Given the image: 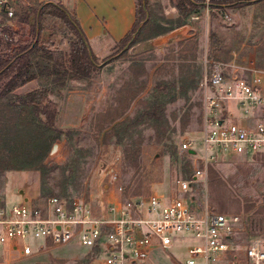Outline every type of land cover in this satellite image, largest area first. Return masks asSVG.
<instances>
[{"label":"rangeland","instance_id":"374dc122","mask_svg":"<svg viewBox=\"0 0 264 264\" xmlns=\"http://www.w3.org/2000/svg\"><path fill=\"white\" fill-rule=\"evenodd\" d=\"M4 1L0 26L12 23L14 38L26 35L28 25L13 22L12 16L31 1ZM140 1L139 23L144 26L137 37L123 45L103 39L95 43L92 50L100 65L90 76L67 78L57 85L45 69L49 60L34 53L33 84L0 97V198L7 205L22 198L21 189L39 200L53 194L81 196L99 211L109 187L121 197L154 190L169 194L176 189L177 177H187L196 163L201 165L180 149L179 141L189 136L196 140L197 151L201 147L205 58L229 60L232 51L242 56L257 48L264 40V0H246L238 6H211L204 0L186 14L176 8L177 0ZM41 25L42 46L54 53L70 49L73 34L61 19L45 14ZM182 25L187 27L181 33L153 44L156 36ZM256 55L262 64L264 49L258 48ZM33 90L57 103L53 126L19 100ZM255 115L264 121V107ZM206 171L209 204L217 211L241 215L243 229L233 242L241 246L254 238L264 242V152L224 155L208 163ZM201 193L198 187L196 196ZM186 245L180 241L157 249L149 262L186 264ZM56 247L51 264L98 262L84 246Z\"/></svg>","mask_w":264,"mask_h":264},{"label":"built area","instance_id":"2783aa9c","mask_svg":"<svg viewBox=\"0 0 264 264\" xmlns=\"http://www.w3.org/2000/svg\"><path fill=\"white\" fill-rule=\"evenodd\" d=\"M257 57L205 58L201 147L197 151L196 140L189 136L179 141L180 149L201 165L196 163L187 177H177L175 190L121 197L109 187L99 211L81 196L53 194L9 205L0 198V244L29 255L31 240L41 238L84 246L95 254L97 264H150L155 250L182 241L187 244L186 264H264V242L258 238L246 246L233 242L243 229L241 215L215 210L206 194L208 163L224 155L264 152V121L239 122L226 114L229 100L252 111L263 105L264 56L262 64ZM198 187L201 196H196Z\"/></svg>","mask_w":264,"mask_h":264},{"label":"trees","instance_id":"16d2710c","mask_svg":"<svg viewBox=\"0 0 264 264\" xmlns=\"http://www.w3.org/2000/svg\"><path fill=\"white\" fill-rule=\"evenodd\" d=\"M28 8L22 12H14L12 20L28 25V33L14 38L15 30L11 24L0 26V97H6L17 85L36 76L30 70L32 55L39 54L49 60V65L45 67L52 75V80L57 85H63L66 79H81L90 76L96 70L100 62L97 55L91 50L89 40L84 34L74 12L69 11L61 2L55 0H30ZM137 1L136 19L132 28L116 42L121 45L133 42L139 30L144 24L139 23L138 14L143 11L140 0ZM246 0H209L211 6H224L234 4L242 5ZM203 4L204 0H177L176 8L183 14ZM142 10V11H141ZM143 13V12H142ZM45 14L61 19L73 34L70 41V49L65 52L54 53L50 49L39 43L38 37L42 29L41 19ZM33 15V21L30 16ZM140 28L138 29V27ZM134 34V36L132 35ZM38 95L39 99H35ZM24 104L31 105L35 115H42L44 122L53 126L58 112L57 103L47 100L43 92L36 90L28 91L19 97Z\"/></svg>","mask_w":264,"mask_h":264},{"label":"crops","instance_id":"0c3cea01","mask_svg":"<svg viewBox=\"0 0 264 264\" xmlns=\"http://www.w3.org/2000/svg\"><path fill=\"white\" fill-rule=\"evenodd\" d=\"M55 1L61 2L69 11L76 14L81 29L89 40L91 50L92 47H94V44L99 42V40L101 41L103 39V41H117L122 38L132 28L133 23L136 19V0ZM16 23L21 24L20 22ZM11 25L15 30V26L13 24ZM263 44L264 40L260 44H258V46L256 45L257 48H254L252 52H249L246 55L242 56H238L235 51H232L231 57L229 59L236 57L238 60L244 61L251 55H256L258 48H261L263 51ZM32 81L33 79H29L23 82L21 85H17L16 87L17 89H19V87H29L33 84ZM263 107L264 103L257 109L261 110L263 109ZM257 109H254L253 111L246 110L244 107L239 105L236 100H229L226 104V114L231 119L239 122L260 120L255 115ZM20 192L22 197L21 199H37V196L29 197V195L23 194V190L21 189ZM37 240V242L32 244L33 252L29 255L17 254V252L8 250L5 244H0V264H51V255H53L54 251H57L59 249L58 247H56V245L58 244H53L48 239L44 240L38 238Z\"/></svg>","mask_w":264,"mask_h":264},{"label":"water","instance_id":"95a60500","mask_svg":"<svg viewBox=\"0 0 264 264\" xmlns=\"http://www.w3.org/2000/svg\"><path fill=\"white\" fill-rule=\"evenodd\" d=\"M186 27H187L186 25H182V26H179L175 29H172L171 31H169L167 33L156 36L153 40V44L159 45V44L167 42V40L169 38L175 36L178 33H181L182 31H184L186 29ZM189 151L193 152L194 150L190 149Z\"/></svg>","mask_w":264,"mask_h":264}]
</instances>
